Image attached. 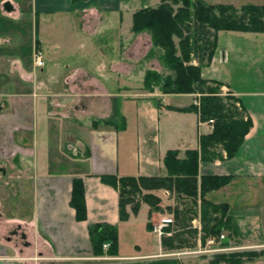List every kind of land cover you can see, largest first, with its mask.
Returning a JSON list of instances; mask_svg holds the SVG:
<instances>
[{
  "label": "crops",
  "instance_id": "obj_1",
  "mask_svg": "<svg viewBox=\"0 0 264 264\" xmlns=\"http://www.w3.org/2000/svg\"><path fill=\"white\" fill-rule=\"evenodd\" d=\"M133 1L29 0L27 6L24 0H0V47L14 41V35L3 28L4 18L21 19L27 13L33 24L30 29L35 34L32 64L35 72V52L43 53L45 43L52 44L51 40L43 38L44 24L48 21L50 27L58 29L57 25L67 20L68 25L80 30L76 32L86 35L84 38L89 41L96 33L111 32L114 37L107 45L113 51H120V58L111 65L120 80L124 74L129 75L127 81H133L132 62L138 60L132 59L131 51L136 42L128 37L125 39L128 43L123 41L124 34L133 33V14L138 10L129 4ZM148 1L142 0L143 4ZM227 1L231 0H215L212 4L232 3ZM258 1L248 4L264 6V0ZM232 5L241 8L247 4L234 2ZM56 17L58 19L52 20ZM7 24L11 26V22ZM244 33L253 34V37L245 35L249 36L247 40L264 48V32ZM219 34L214 58L207 66H212L216 60ZM89 44L90 51L99 55L100 45L93 41ZM145 72L146 69L144 77ZM104 79L103 75L84 72L69 77L67 90L39 92L49 86L38 82L20 58L0 52V264H162L156 260L161 256V245L140 241L147 232L155 234L156 214L152 204L143 197L127 204L128 218L122 220L119 186L104 182L102 177L165 176L167 152L178 150L179 156L184 158L186 151L199 150L201 136L210 134L214 125L210 120L202 121L197 111L178 110L192 104L193 94L161 93L158 100L140 99L132 86H127L130 93L114 92L103 84ZM137 81L135 78L133 82ZM31 82L32 86L28 84ZM223 83L230 94L240 99L253 126L236 157L228 158L223 151V158L201 163V172L264 178V90H233L230 84ZM123 96L142 102L136 108L137 120L128 118L129 109L117 106V98ZM40 141H56V150H41L46 142ZM75 178H81L85 184L86 220H79L71 205ZM228 186L230 184L222 188ZM32 188L34 218L26 220L32 217L27 214V199ZM220 191H213L209 196L213 199ZM143 192L144 195L156 191ZM161 194L167 197V192ZM13 196L15 199L9 206L8 199ZM10 209L16 213L12 219L6 216ZM21 211L27 216H21ZM95 224L118 228V244L113 251L109 250L110 243H105L109 246L100 253L95 250L90 233ZM10 226L14 229L28 227L33 237L25 229L27 242L19 246L15 240L7 238L13 230ZM126 236L132 237L131 244L126 243ZM32 242L36 243V250L31 249ZM33 251L36 252L33 254Z\"/></svg>",
  "mask_w": 264,
  "mask_h": 264
},
{
  "label": "rangeland",
  "instance_id": "obj_2",
  "mask_svg": "<svg viewBox=\"0 0 264 264\" xmlns=\"http://www.w3.org/2000/svg\"><path fill=\"white\" fill-rule=\"evenodd\" d=\"M207 2L212 4L215 0H207ZM227 2H232L233 4L235 2V4L243 5L250 2L258 3L259 1L231 0ZM24 4L28 6L29 0H24ZM129 4H131L132 9L137 7L139 10L146 6L157 7L161 4V0H149L145 4H143L142 0H134ZM4 19L5 22H2L4 25L3 28L8 30L11 36L14 35V41L10 45L1 46L0 52L20 58L25 63L26 67H28V70H32L34 75H36L38 82L42 81L45 85L49 86V88L40 89L39 92L42 90H67V80L69 77L89 72L96 76H105L103 84L114 92L122 91L123 93H130L127 86H132V91L138 94L140 99L155 98L158 100L161 93L166 94L163 93L161 89L156 88L154 92H151L145 87L144 78L146 74L145 77L143 74L145 69V73H147L148 70H154L164 74L168 73V68L163 61V53L161 50L154 47L151 33L148 31L139 33L133 31V33L129 35L124 34V42L128 43V40H125L126 37L136 42V46L131 51L133 52L132 59L138 60V62H132L134 67L131 69L133 74V77L131 76L133 78L132 80L134 81L135 78L138 80L136 83L127 81L129 75L124 74H122V80H120L119 74L114 70L113 65H111L120 58V51L118 49L113 51L111 46L107 45L111 43L114 37L111 32H99L92 35L93 37L90 41L100 45L101 48L100 53H98L99 55H95L97 52H92L89 49L90 41L84 38L86 35H80V33H78L80 30L78 31L76 28L68 25L67 20L60 22V24L57 25L58 29H53L49 26L48 21H44L46 24H44L43 38H48L52 41V44L47 45L45 43L43 50L45 65L43 67H36L34 72L32 64L35 34H33V30L30 29L33 24L27 13L23 15L21 19ZM56 19L58 18H52V20ZM6 21H9V23L11 22L10 27ZM33 21L34 17L32 19V22ZM75 32L77 33L76 35ZM219 35V48L217 49L216 60H214L212 66L206 65V67L203 68V76L206 78L212 77L230 84L233 90H264V48L257 45L258 43L255 44L251 40H247L249 36H245L251 35V37H253V34L222 30ZM73 37L76 41H74ZM210 38L213 40L214 37L210 36ZM175 40L178 44L179 38L176 37ZM130 61H128V63ZM205 61H207V59ZM193 63L198 64L199 59L194 58ZM136 69L139 71V76L136 75ZM131 83L136 84L133 86ZM28 84L32 86V82ZM214 86L215 85H213V87ZM14 88H17V85ZM7 90L10 89L7 88ZM180 94H193L192 104L200 106L202 93ZM219 95L223 98L231 96L230 92L225 87L220 88ZM192 97H188V99ZM141 103L139 99L134 97L123 96L117 98V106L121 109H129L127 116H129L128 118L132 119V121L138 119L136 108L137 105L139 107ZM235 105L238 108L242 107L240 102H236ZM133 133H135V131H133ZM41 142H46V144L40 147L41 150H56V141H40V143ZM49 143H51L53 147H50ZM259 178L260 177L253 178L252 176L233 177L230 186L220 189L221 191L213 196V199L216 201H228L231 206L232 214L235 217L231 226L224 229L222 233L225 234L226 239H229V245L225 242L226 239L224 240L217 235L207 236L204 242L203 237L205 231L202 219V200L200 196L196 198L187 194H178L175 188L170 189L166 187L156 189V192L152 194L156 198L152 200L159 199L157 204L158 208H152L153 212L156 214L153 223L160 224L164 221V218L172 219L167 222L165 229L166 232H171L173 234L171 236H164L163 239L159 241V237L157 238L156 234L147 232L148 234L145 233L144 239L140 238V241L148 244H150L151 241V243H155V245H161L159 253L161 256L156 260L160 261L162 264H216V256L218 254L235 252L246 253L242 258V264H264V178ZM163 191L168 192L167 197L164 195L162 196L161 192ZM143 193L142 191V194L136 196L135 200L142 199ZM209 194L206 198L217 203ZM14 199V196L8 199L11 203L9 206H12ZM27 202V207L29 208L27 209V214L32 217H27L26 220H31L34 218L35 211L33 188L32 194L28 197ZM8 212L10 213H7L6 216L11 219L16 215L13 209H10ZM19 214H21V216L26 215L24 211H21V213L19 212ZM237 216L244 217H239L238 219ZM236 218L237 220H235ZM11 227L12 226H10V228ZM23 227V230L26 229L28 235L33 237L31 236L33 234H30L32 231L27 229L28 227ZM12 229H14V227H12ZM10 234H7V236ZM215 237L216 242L210 245L208 240ZM126 239H128L126 243H132L131 236H126ZM14 240L19 246L20 244H22V247L24 246L25 242L21 237L15 238ZM166 240L173 241L169 244ZM34 242L31 243L32 250H36V243ZM227 247L231 249L228 251L219 249ZM35 252L33 251V254ZM253 253H258L259 256H252ZM28 260L30 259L28 258ZM217 264L227 263L221 261Z\"/></svg>",
  "mask_w": 264,
  "mask_h": 264
},
{
  "label": "trees",
  "instance_id": "obj_3",
  "mask_svg": "<svg viewBox=\"0 0 264 264\" xmlns=\"http://www.w3.org/2000/svg\"><path fill=\"white\" fill-rule=\"evenodd\" d=\"M222 30L264 32V6L247 4L237 8L232 4H211L205 0H161L157 7L146 6L134 13L133 31L151 33L154 47L162 51L164 64L168 68L166 74L148 70L145 87L151 92L158 88L166 94L202 93L200 106L191 104L178 110L197 111L202 121L214 120V128L210 134L201 136L200 149L186 151L184 158L179 157L178 150H169L164 159L167 170L165 176H103L104 182L114 187L119 186L122 220L128 218L127 204L135 202L136 196L142 194L143 190L166 187L175 188L178 194L201 197L204 242L209 235L220 236L233 223L235 217L230 204H217L206 196L229 185L234 176L206 174L200 169L203 162H214L223 158V151H226L228 158L236 157L253 126L244 107L238 108L235 105L240 99L232 94L223 98L219 93L224 83L204 78L202 75L203 66L210 64L214 58L218 33ZM210 36L214 37L213 40ZM176 37L179 38L178 44ZM194 58L199 59L198 64L193 63ZM85 196L83 180L75 178L71 205L79 220L87 219ZM143 198L152 204V208H158V198L152 200L155 198L152 194H145ZM137 204L136 202L134 205L135 209ZM90 233L98 253L102 251L105 243L111 244L110 251L118 244V228L114 225L95 224L91 226ZM172 241L166 240L169 244ZM225 242L230 244L229 239ZM244 255L245 252L220 253L216 256V261L242 264ZM252 256L259 254L253 253Z\"/></svg>",
  "mask_w": 264,
  "mask_h": 264
},
{
  "label": "built area",
  "instance_id": "obj_4",
  "mask_svg": "<svg viewBox=\"0 0 264 264\" xmlns=\"http://www.w3.org/2000/svg\"><path fill=\"white\" fill-rule=\"evenodd\" d=\"M34 63L36 65V67H43L45 65V62H44V58H43V53L41 51H37L35 52V55H34ZM214 120H210V123H213ZM168 193V192H167ZM164 221L160 224H154L153 226V232L159 237L160 240L163 239L164 236H171L173 233L171 232H166V229H165V226L167 225V222L168 221H171L172 219L170 218H164L163 219ZM220 238L222 239H225V234H221L219 236ZM219 237H218V240H219ZM216 242V237L215 238H211L208 240V243L211 245V244H214ZM107 246H109L108 244H105L104 247L106 248ZM220 250H223V251H228L230 250L231 248H219Z\"/></svg>",
  "mask_w": 264,
  "mask_h": 264
},
{
  "label": "flooded vegetation",
  "instance_id": "obj_5",
  "mask_svg": "<svg viewBox=\"0 0 264 264\" xmlns=\"http://www.w3.org/2000/svg\"><path fill=\"white\" fill-rule=\"evenodd\" d=\"M11 234L7 236V238L11 241H13L15 238H22V240L26 241L27 235L24 232V230L21 228V226H17L15 229H13ZM27 242V241H26Z\"/></svg>",
  "mask_w": 264,
  "mask_h": 264
}]
</instances>
